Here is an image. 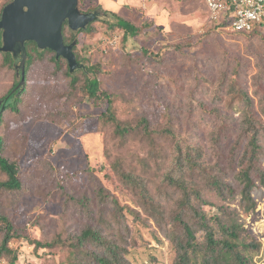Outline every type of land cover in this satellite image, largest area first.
<instances>
[{
  "label": "rangeland",
  "instance_id": "1",
  "mask_svg": "<svg viewBox=\"0 0 264 264\" xmlns=\"http://www.w3.org/2000/svg\"><path fill=\"white\" fill-rule=\"evenodd\" d=\"M79 8L107 12L92 22L93 32L77 36V50L86 66L100 63L104 71L97 78L102 89L114 95L117 116L132 122L145 117L156 129L172 128L191 144H204L206 165L215 164V171L221 170V176L234 185V175L243 166L238 164V152L231 158L230 150L236 141H243L244 106L233 82L253 99L251 112L264 124V25L260 34L221 29L210 19L204 0H79ZM117 17L138 26L137 37L124 41L123 30L112 26ZM140 43L152 54L150 59L142 56V65L125 57L129 51L141 63ZM174 44L184 46L176 50L170 46ZM160 49L165 51L162 57L157 54ZM2 61L0 55V97L20 80ZM53 69L49 59L30 66L18 112L6 111L0 126L5 155L16 158L25 172L18 191L0 194L1 211L20 233L50 241L58 233L78 231L80 220H91L84 204L92 205L94 217L105 205L110 223L123 236L125 257L131 264H171L174 251L165 228L171 216L167 208L174 204L176 194L164 179L172 165L171 142L152 141L141 134L125 139L115 135L113 127L99 119L100 109L81 92L66 99L57 97L56 93L69 89V80ZM88 76L95 77L92 72ZM55 109L63 113H50ZM212 109L221 120L206 112ZM223 123L227 134L221 132ZM260 142L264 150V128ZM117 157L132 161L126 169L149 181L153 202L158 201L167 212L162 226L138 206L133 188L113 174ZM262 157L264 167V152ZM64 173L74 174V180L66 182L67 197L57 182ZM96 186L108 192L112 203L100 204L92 192ZM206 191V198L224 203ZM255 199V208L247 212L238 199L231 206L240 212L243 227L261 242L255 259L264 264V194ZM114 201L120 206L117 211ZM115 211L123 223L120 227L112 216ZM10 246L16 250V260L1 258L0 264L66 263L58 253L54 257L47 247L35 249L22 238Z\"/></svg>",
  "mask_w": 264,
  "mask_h": 264
},
{
  "label": "trees",
  "instance_id": "2",
  "mask_svg": "<svg viewBox=\"0 0 264 264\" xmlns=\"http://www.w3.org/2000/svg\"><path fill=\"white\" fill-rule=\"evenodd\" d=\"M10 1L6 0L0 4V16L4 5ZM80 3H83V0H80ZM86 11H96V9ZM99 14L104 16L107 12L97 11V16ZM111 15L115 16L114 14ZM99 18L95 17V19ZM95 19L76 31L71 30L66 22L63 24L64 43L72 45L71 50L79 62L84 60V57H81L77 50V36L93 32L91 24ZM263 25L257 24L249 32L235 33L251 34L255 32L260 34L258 33L261 29L260 26ZM112 26L123 30L124 41L128 38L137 37L140 32L138 26L121 17H117V21ZM2 41L3 35L2 29H0V46ZM170 46L176 50H182L184 45L174 44ZM140 48L141 63L129 51L125 57L133 61L134 64L142 65V56L150 59L152 54L145 44L140 43ZM164 52L160 49L157 54L162 57ZM0 55L3 66L12 69L15 77L20 75V80L13 81L14 83L6 93L0 97V126L3 124L6 111L18 112V104L22 101L23 85L30 66L37 61L49 59L54 64L53 71L63 73L65 78L69 80V89L56 93L57 97L66 99L81 92L88 103L100 109L99 119L111 125L113 133L123 139L133 133L141 134V136L152 141L164 139L171 142L170 159L172 165L164 175V179H167L173 194H176L174 204L167 208L169 210L167 212L171 216L166 222L165 228V234L174 251L171 264H260L255 256L261 249V242L243 227L240 212L231 206L238 199L243 212L253 210L256 204L255 198H260L264 194V167L261 164L264 150L260 142V131L264 128V124L257 114L251 112L253 99L243 91L241 86L233 82L236 93H238L235 95L240 104L244 106L242 109L244 114L243 141L240 144H237L236 141L235 147H231L230 150L232 152L231 158H234L235 152H238V164L243 166L234 175L235 183L233 185L228 179L221 176V170L215 171V164L206 165L204 144H191L188 139L178 135L172 128L156 129L145 117L139 118L136 122L120 119L113 106L114 95L102 89L100 80L97 78V73L104 71L99 62L89 66L84 64V67L71 72L68 62L63 56L56 57L53 50L40 49L34 41L30 40L26 42L22 79V67L18 64L15 65L11 53L0 50ZM90 72L94 73L95 77L89 78L88 73ZM206 112L215 119L221 120L214 109ZM261 112L264 114V108ZM50 113L56 115L63 112L60 109H55L50 110ZM223 124L225 125V123ZM221 132L227 134L228 127L222 126ZM214 143L216 145L218 139H215ZM3 144H5V138L0 134V194L4 191H18L21 188L22 174L25 173L16 158L8 159ZM132 164V161L127 160L126 162L117 157L112 163L113 174L118 179L120 178L123 184L127 185L126 187L133 188L134 191L132 192L138 197V206L142 207L149 217L154 218L155 222L162 226L161 219L167 213L166 209L158 201L153 202V196L148 189L149 181L140 179L132 171L126 169ZM73 180L74 174L71 173H64L63 176L58 177V187L63 190L66 197V182ZM203 191L206 193L208 191L213 192L224 203L209 200ZM92 192L101 205L106 204L109 200L108 192L101 186H96ZM114 203L116 206L114 210L117 211L120 206L116 201ZM84 205L86 216L91 220L88 221L85 218L80 220L82 225L78 231L58 233L50 241L37 240L20 233L13 220L0 209V259L6 258L11 263L14 262L17 253L10 244L22 238L29 244H33L35 249L47 247L48 253L53 254L54 257L58 253L59 258H64L66 261L65 264H131L125 257L127 251L122 245L123 236L116 233L118 226L115 227L114 224L110 223L107 217L110 214L106 206L104 205L103 208L99 209V215L94 217L93 212H91L92 205L90 203ZM94 205L97 206L98 203L95 202ZM116 211L111 215L120 227L123 223L115 215ZM153 237L160 242L159 238L154 235ZM150 258L149 261L155 262V258Z\"/></svg>",
  "mask_w": 264,
  "mask_h": 264
},
{
  "label": "water",
  "instance_id": "3",
  "mask_svg": "<svg viewBox=\"0 0 264 264\" xmlns=\"http://www.w3.org/2000/svg\"><path fill=\"white\" fill-rule=\"evenodd\" d=\"M97 17V11H81L79 0H11L4 5L0 16L3 41L0 50L10 52L15 65H21L22 79L26 42L34 41L40 49H51L56 57L63 56L70 71L84 67L77 61L71 44L63 40L66 22L76 31Z\"/></svg>",
  "mask_w": 264,
  "mask_h": 264
},
{
  "label": "built area",
  "instance_id": "4",
  "mask_svg": "<svg viewBox=\"0 0 264 264\" xmlns=\"http://www.w3.org/2000/svg\"><path fill=\"white\" fill-rule=\"evenodd\" d=\"M215 26L230 32H249L264 24V0H204Z\"/></svg>",
  "mask_w": 264,
  "mask_h": 264
},
{
  "label": "flooded vegetation",
  "instance_id": "5",
  "mask_svg": "<svg viewBox=\"0 0 264 264\" xmlns=\"http://www.w3.org/2000/svg\"><path fill=\"white\" fill-rule=\"evenodd\" d=\"M101 16H102V15L99 14V16H97V17H101Z\"/></svg>",
  "mask_w": 264,
  "mask_h": 264
}]
</instances>
